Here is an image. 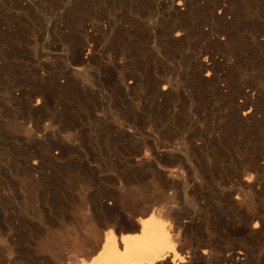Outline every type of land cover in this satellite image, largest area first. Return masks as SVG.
Here are the masks:
<instances>
[{"label":"bare ground","instance_id":"1","mask_svg":"<svg viewBox=\"0 0 264 264\" xmlns=\"http://www.w3.org/2000/svg\"><path fill=\"white\" fill-rule=\"evenodd\" d=\"M4 112L28 173L135 144L75 254L4 264H264V0H0Z\"/></svg>","mask_w":264,"mask_h":264},{"label":"rangeland","instance_id":"2","mask_svg":"<svg viewBox=\"0 0 264 264\" xmlns=\"http://www.w3.org/2000/svg\"><path fill=\"white\" fill-rule=\"evenodd\" d=\"M5 115L0 117V264L15 256L55 251L75 254L95 228L89 205L81 195L102 190L99 178L102 182L124 172L120 162L132 156L135 144L67 143L62 158L45 161L42 169L28 173L22 161L37 148L36 143H6L8 134L1 126ZM22 121L28 126L34 122ZM38 121L44 125L60 123L54 112ZM115 159L120 162L109 168ZM86 162L96 176L85 170ZM104 185L110 187L106 182Z\"/></svg>","mask_w":264,"mask_h":264}]
</instances>
